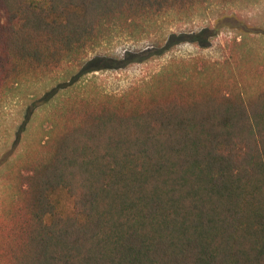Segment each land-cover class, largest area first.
<instances>
[{"label":"trees","instance_id":"trees-1","mask_svg":"<svg viewBox=\"0 0 264 264\" xmlns=\"http://www.w3.org/2000/svg\"><path fill=\"white\" fill-rule=\"evenodd\" d=\"M212 1L0 0V97ZM236 47L122 94L75 79L49 91L8 172L0 264H264V49Z\"/></svg>","mask_w":264,"mask_h":264},{"label":"rangeland","instance_id":"rangeland-1","mask_svg":"<svg viewBox=\"0 0 264 264\" xmlns=\"http://www.w3.org/2000/svg\"><path fill=\"white\" fill-rule=\"evenodd\" d=\"M257 31L264 32V0H214L192 11H170L134 30H118L90 48L83 60L64 63L8 90L0 97V205L11 193V165L39 136L50 109L39 104L49 91L75 79L89 88L122 94L180 59L223 60L231 49H246L236 47L242 41L264 49Z\"/></svg>","mask_w":264,"mask_h":264}]
</instances>
